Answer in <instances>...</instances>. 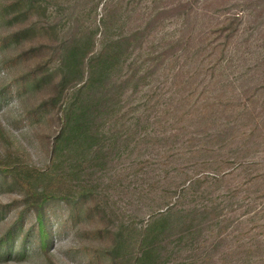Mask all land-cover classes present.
Wrapping results in <instances>:
<instances>
[{
  "label": "rangeland",
  "instance_id": "1",
  "mask_svg": "<svg viewBox=\"0 0 264 264\" xmlns=\"http://www.w3.org/2000/svg\"><path fill=\"white\" fill-rule=\"evenodd\" d=\"M39 1L45 11L24 21L39 27L53 13L97 31V49L105 24L114 39L143 33L125 41L96 121L101 149L83 174L93 194L74 218L66 203L51 204L43 254L27 213L12 244L25 241L26 254L0 264H113L119 231L141 245L161 223L152 243L163 264H264V0ZM16 26L0 21V37ZM38 40L0 47V92L42 58L25 55ZM51 85L0 105V159L48 166L55 118L24 117ZM21 197L0 175V237L23 211Z\"/></svg>",
  "mask_w": 264,
  "mask_h": 264
},
{
  "label": "trees",
  "instance_id": "2",
  "mask_svg": "<svg viewBox=\"0 0 264 264\" xmlns=\"http://www.w3.org/2000/svg\"><path fill=\"white\" fill-rule=\"evenodd\" d=\"M39 9L45 11L39 0H0V21L17 24L13 31L1 35L0 47L19 45L23 38L35 35L39 40L25 55L42 56L29 71L15 79V88L9 85L0 92V105L14 92L22 94L28 88L38 90L45 84H52L48 96L27 111L24 120L34 122L53 115L57 125L49 145V164L46 168L33 166L18 156L0 159V175L5 182L20 190V202L24 207L17 220L0 237V260L14 253L26 254L25 241L19 249L12 244L24 228L27 213L34 215L33 226H36L38 242L36 250L43 254L52 242L51 204L66 203L74 218L79 216L80 203L93 194V188L83 174L101 149L102 133L96 121L108 101L107 86L111 74L120 65L127 50L125 41L143 33L133 32L129 33V37L114 39L106 34L111 26L105 24L101 45L97 49V31H88L75 24L71 21L72 15L71 22L61 23L51 13L46 24L39 27L24 21ZM72 160L75 163L71 171L66 172L65 166ZM5 209L0 210V216ZM161 224L149 229V234L142 237L141 245H131V238L128 242L124 232L119 231L115 244L107 251L111 262L163 264L161 245L152 243L163 226Z\"/></svg>",
  "mask_w": 264,
  "mask_h": 264
}]
</instances>
